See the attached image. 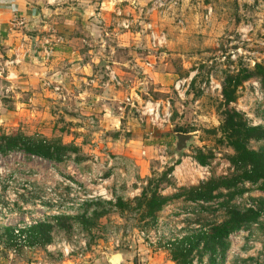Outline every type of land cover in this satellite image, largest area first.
I'll return each mask as SVG.
<instances>
[{"label":"rangeland","instance_id":"rangeland-1","mask_svg":"<svg viewBox=\"0 0 264 264\" xmlns=\"http://www.w3.org/2000/svg\"><path fill=\"white\" fill-rule=\"evenodd\" d=\"M60 9L62 30L87 34L77 50L91 53L79 55L80 62L94 59L102 72L96 79L93 73L92 81L80 80L79 87L55 77L48 64L54 41L62 38L46 36L25 57L44 68L34 65L26 78L5 80L6 74H0V135H41L76 148L60 162L17 150L0 154V264H93L115 253L131 264H175L171 242L203 231L224 211L219 204L204 208L180 197L152 221L140 218L134 198L149 178L163 173L160 193L172 195L234 171L233 150L213 131L220 122L225 75L264 64V0H69ZM43 25L33 23L23 31L51 34L55 19ZM10 49H0V71L11 66L14 73L25 61L21 50ZM105 66L113 68L122 86L114 87ZM103 83L108 90L120 89L115 102L110 100L114 96L100 99ZM132 89L143 101H158L161 115L168 101L166 122L140 119L121 102ZM83 90L85 100L77 98L81 104L76 106L74 97ZM230 106L249 124L264 127V83L257 77L243 82ZM181 128L192 136L177 151L180 132L175 130ZM261 145L250 143L254 149ZM198 150L212 152L206 165L195 160ZM261 195L251 188L233 203L249 206L251 197ZM117 198L134 201L133 208L121 211L114 205ZM36 223L52 226L48 244H42V235L17 234ZM229 242L221 264H264V216L232 233ZM193 260L207 264V257L199 262L197 253Z\"/></svg>","mask_w":264,"mask_h":264},{"label":"trees","instance_id":"trees-1","mask_svg":"<svg viewBox=\"0 0 264 264\" xmlns=\"http://www.w3.org/2000/svg\"><path fill=\"white\" fill-rule=\"evenodd\" d=\"M252 77H257L264 83V64L255 63L251 69L241 67L235 73L226 74L222 82V101L218 106L220 122L213 133H218L217 140L233 150L230 163L234 171L230 175L212 177L197 185L181 188L172 195L160 193V184L166 181V173H163L159 178H149L140 195L134 198V207L139 210L140 218H150L152 221L165 205L180 197L201 204L204 208L210 203L216 206L219 204V209L224 211L222 219L211 222L203 231L184 235L179 239L177 237L171 242L169 254L175 264H195V253L198 254L199 262L206 256L207 264H221L230 247L229 236L239 230L249 229L264 216V127L249 124L242 113L230 106L237 100L238 88ZM175 132L185 133L188 130L181 128ZM252 141L262 142V147L252 148ZM14 150L60 162L65 155L76 151V148L63 144L59 139H47L41 135L28 136L20 132L1 134L0 154L5 155ZM211 157L212 152L205 154L198 150L194 158L200 165H206ZM251 188L262 193L261 196L251 197L252 205L233 203L236 197ZM134 201L117 198L114 205L121 211H126L133 208ZM5 230L11 232L12 229L6 227ZM51 230L49 223H36L26 229H17V234L30 232L35 237L42 235V244H48ZM201 243L202 246L199 247Z\"/></svg>","mask_w":264,"mask_h":264},{"label":"crops","instance_id":"crops-1","mask_svg":"<svg viewBox=\"0 0 264 264\" xmlns=\"http://www.w3.org/2000/svg\"><path fill=\"white\" fill-rule=\"evenodd\" d=\"M84 1V0H82ZM69 2V0H0V49L3 51L4 48L6 49L5 52H9L10 46L14 45V49L18 48L23 52V54H19V57L21 58L22 65H18L19 70H14V73L9 71L11 69V66L7 68V71L3 69V71H0L1 73H5V80H9L10 77L18 76L19 78H26L28 76H25L29 73L30 70H36L34 65L41 66V63L38 62H32L27 63L25 57L29 56V47H34L32 45L37 44V41H41V44H43V38H48L46 36L51 37H61L62 40H56L54 41L55 51L53 52V57L51 61H49V68L53 69L55 71L54 75L55 77L59 79H63L65 83H70V86L74 84V87H79L80 80L86 81L87 79L89 81L91 80V76L94 75L95 77H99L98 73L102 72L100 67L101 64L98 61H88V62H80V56L85 54H90L91 49H87V52H81L78 49L79 40H82L83 37H86V33H76L73 32L75 29H69L67 31L62 30L60 20L62 19V14H60L61 9L60 7L62 5H65ZM84 4L83 2H81ZM102 6L104 7L105 4L103 3ZM102 7V8H103ZM82 14V12H80ZM52 19H55V28L52 30V33H45L42 34H28L25 33L23 30L28 29L31 24H44L49 23V21ZM69 21L73 20V17H68ZM50 19V20H49ZM76 21H74L75 23ZM66 23V22H64ZM73 23V24H74ZM43 25V26H44ZM70 27L69 25H66ZM74 27V26H73ZM61 41V42H60ZM59 42V43H58ZM37 49V48H36ZM0 56H2V53L0 52ZM91 57V56H89ZM96 59V58H95ZM48 60V58H47ZM50 60V59H49ZM94 62V63H93ZM17 63V62H16ZM37 63V64H36ZM16 65V66H17ZM25 65V68H24ZM12 66V67H16ZM46 66V65H45ZM41 66V67H45ZM42 70V69H41ZM16 72V73H15ZM96 79V78H95ZM25 80L22 82L24 83ZM26 82V81H25ZM27 83V82H26ZM73 83V84H72ZM122 86V85H121ZM103 92L102 96H100V99L108 100L111 97L114 96V98L110 99L112 102H115L117 99L115 98L116 94L120 93V89H115V91L108 90L107 87L103 86ZM86 89V88H85ZM134 90V89H133ZM87 95V90H83V93H78V97H74V104L79 106L81 103H79L76 99L81 98L85 100V96ZM139 95V94H138ZM88 102H91L90 100H86ZM107 114L110 113L109 109ZM106 117V115H103ZM91 117L88 118V121ZM88 125L90 127H93L94 125H90L88 122ZM93 264H109L107 259H104L103 261L97 260V262ZM120 264H131L126 261L125 255H122V260Z\"/></svg>","mask_w":264,"mask_h":264},{"label":"built area","instance_id":"built-area-1","mask_svg":"<svg viewBox=\"0 0 264 264\" xmlns=\"http://www.w3.org/2000/svg\"><path fill=\"white\" fill-rule=\"evenodd\" d=\"M12 63V62H11ZM106 71H109L110 80H112L115 86H121L122 82L116 77V73L114 72L113 68L110 66L104 67ZM103 85L106 87L107 83H103ZM61 88L60 84L55 85V91H59ZM133 95L135 100H133ZM123 102L126 106L130 105L133 107L134 112H136L140 119L143 117L148 118L150 123L155 124L156 121L160 120L162 122H166V120L170 117L169 113V102H165L166 109L164 113L160 114V103L158 101H152V100H142L140 95L135 94V90L132 89L131 94L128 96H125ZM118 109H122V106H119ZM90 125H94L93 118H90L89 121ZM264 122V121H263ZM94 161H96V157H94ZM206 170V169H204Z\"/></svg>","mask_w":264,"mask_h":264},{"label":"water","instance_id":"water-1","mask_svg":"<svg viewBox=\"0 0 264 264\" xmlns=\"http://www.w3.org/2000/svg\"><path fill=\"white\" fill-rule=\"evenodd\" d=\"M191 133H177V142H176V150L181 151L186 147V144L188 140L191 138ZM109 264H120L122 260V254L121 253H115L111 255L108 259Z\"/></svg>","mask_w":264,"mask_h":264}]
</instances>
